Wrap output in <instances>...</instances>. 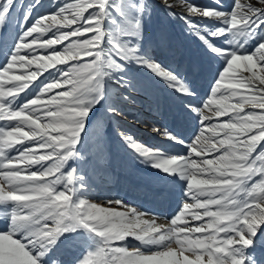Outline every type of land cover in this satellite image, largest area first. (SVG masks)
Instances as JSON below:
<instances>
[{
    "label": "snow or ice",
    "instance_id": "obj_1",
    "mask_svg": "<svg viewBox=\"0 0 264 264\" xmlns=\"http://www.w3.org/2000/svg\"><path fill=\"white\" fill-rule=\"evenodd\" d=\"M159 2L213 62L203 95L142 48L148 0H50L39 15L41 0H0V264H64L65 251L70 264H264V0ZM128 64L187 101V134L145 124L174 151L116 128L137 160L180 182L163 223L84 195L110 159L104 128L121 115L113 88L130 85Z\"/></svg>",
    "mask_w": 264,
    "mask_h": 264
},
{
    "label": "rangeland",
    "instance_id": "obj_2",
    "mask_svg": "<svg viewBox=\"0 0 264 264\" xmlns=\"http://www.w3.org/2000/svg\"><path fill=\"white\" fill-rule=\"evenodd\" d=\"M30 2L31 0H20V3L25 5ZM199 2L208 3L210 0H199ZM148 3L152 8V12L150 15L144 17V38L140 42L142 48L150 49L153 59L165 68H169L182 75L197 93L203 95L208 88V81L213 66L211 58L202 46L197 47L192 44L189 38H186V32L179 30L178 33H180V35L179 38L177 37L176 33H174V29L170 26V22L173 20L174 24L177 25L179 29L185 27V25L181 20L170 17L159 0H148ZM49 10H51L50 0H41V3L33 8V13L34 15H39ZM12 28L15 29V23H13ZM6 37L7 40H3L4 38L1 36L0 32V46H3L4 43L9 41V34ZM165 56H167L168 59H166ZM136 68L141 70L142 73H140V71L138 72ZM126 73L130 80V85L128 87L113 88L114 94L112 102L114 101L113 103L116 105L121 115L110 116L104 128V136L110 159L97 178H93L91 175L85 176L87 184L84 189V195L88 199H94L95 202H99L103 199L105 200V198H103L105 195L102 193V189L105 187L109 189L114 187L123 189L127 183L131 185L130 178H132L133 175L132 171H134L135 166L139 164V160L132 155L131 150L122 142L116 133V128L119 127L121 131L127 132L128 135L132 136L139 143L145 145L138 139L137 135L134 134V132H136L135 130L132 132V130L121 125L122 122H118L120 118H130L128 115H125V113H127V111H133L129 108L126 110L122 109L119 101L125 104H135V106L140 105L141 103L131 94V89L133 88L136 89L137 92L147 94L148 97H150V102H147L150 103V108L161 111V113L163 112L166 116L176 105L179 106L180 109H183V103L187 102L183 97L167 87L159 77L146 68L138 67L135 64H128L126 66ZM145 75L154 79L156 78L158 83L160 82L164 86H161L162 90L157 89L153 84L144 80ZM123 96H128L129 100L122 99ZM130 100L136 102L130 103ZM140 111L143 112L145 109H141ZM100 115L101 112L97 116ZM138 115L137 118L142 119V117ZM129 120L132 121L131 118ZM85 159H88V157H85ZM104 172L107 174L104 175ZM178 183L180 182L178 181ZM100 190H102V192ZM256 255L259 258V254ZM67 264H70V262Z\"/></svg>",
    "mask_w": 264,
    "mask_h": 264
},
{
    "label": "bare ground",
    "instance_id": "obj_3",
    "mask_svg": "<svg viewBox=\"0 0 264 264\" xmlns=\"http://www.w3.org/2000/svg\"><path fill=\"white\" fill-rule=\"evenodd\" d=\"M193 38H195V37L193 36ZM96 109H97V111L100 110L101 109V106L100 105H97L96 106ZM134 118L136 119V121H141V118L138 119L137 118V115H134ZM152 123H154L153 120H152ZM121 124L122 125H126L124 122H122ZM127 128L130 129V130H132V132L135 130L136 132H134V134H136L137 137H138V139H140L142 141V143H144L149 148L159 149V147H158L157 144H162L161 145V147H162L161 150H173V151L175 150V146H173L172 144H170V142L162 139L160 135L152 132L149 127H145V128H147V130H150V131H146V132H142L140 129L138 130L137 128L132 127V126L127 127ZM183 133L184 134H187L188 131H185ZM139 165H141V164H139ZM141 166H142L143 172L145 174L149 175L150 177H152L153 183L160 184L164 188V184L168 182V179L169 178L166 177L163 172L158 171L157 169L151 167L150 165H141ZM167 186L169 187V183H168ZM103 198H105V200L106 199H112L111 197H108L106 195ZM156 201H159L160 202V206H162L160 208H155V207L152 208V209H157V210L144 209V207H140V206H136V205H132V206L138 207L142 211H152L154 215H157V216H160L161 217V220L159 222L163 223L164 222V218H166L168 214H173L172 213V210L174 209L173 208V205L174 204H170V203L163 204V202L161 201V199L156 200ZM133 243L136 244L137 242L130 240V244H133Z\"/></svg>",
    "mask_w": 264,
    "mask_h": 264
}]
</instances>
